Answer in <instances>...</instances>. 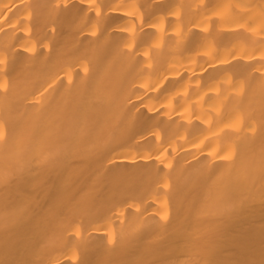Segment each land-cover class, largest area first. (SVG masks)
I'll use <instances>...</instances> for the list:
<instances>
[{"label": "bare ground", "instance_id": "bare-ground-1", "mask_svg": "<svg viewBox=\"0 0 264 264\" xmlns=\"http://www.w3.org/2000/svg\"><path fill=\"white\" fill-rule=\"evenodd\" d=\"M0 264H264V0H0Z\"/></svg>", "mask_w": 264, "mask_h": 264}]
</instances>
